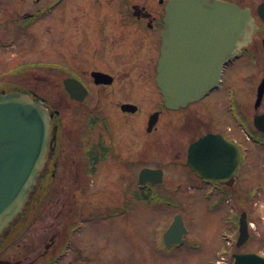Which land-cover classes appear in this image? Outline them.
<instances>
[{
    "label": "flooded vegetation",
    "instance_id": "af4514ba",
    "mask_svg": "<svg viewBox=\"0 0 264 264\" xmlns=\"http://www.w3.org/2000/svg\"><path fill=\"white\" fill-rule=\"evenodd\" d=\"M169 1L0 0V26L5 24L3 22L12 23L19 37L20 30L26 31L48 16H52L56 26L60 21L61 24L72 21L73 55L76 60L84 61L82 69L69 68L56 56L60 61L55 62L54 69L62 72L58 87L61 98L56 107L44 96L41 98L50 115L49 145L37 194L28 207L25 224L42 209L55 211L61 206L54 214L57 228L50 237H42V244L28 246L14 245L23 231L9 232L0 239V262L110 264L106 259L112 241L107 234L110 231L98 232L101 249L95 248V244L82 234L88 223L95 222L116 229L122 239L126 232L125 215L143 204L144 185L139 183L138 176L145 165L137 158L132 159L136 152H127L125 131L135 144L144 135L153 137L152 143H166L170 140L169 131L179 122H185V135L192 128L194 137L184 148L174 147L173 157L166 164L150 168L163 169L165 185L217 191L218 217L224 222L219 232L220 264H264V131L254 125L258 122L264 129V94L256 104L258 86L264 84V75L253 85L248 83L250 78L242 77H251V73L247 75L249 70L259 67L264 73V0H222L248 9L253 20L250 41L225 65L221 85L216 91L178 110L164 107L156 84L163 18ZM7 41L11 44L0 43L1 51H15L21 46L18 55L26 53L21 39V42L12 38ZM143 46L147 48L144 71L109 70L111 63H119L127 52ZM20 61L11 67L5 63L0 68V94L26 92L32 98H39L37 88H32L29 81L16 80L31 67L30 63L22 65V59ZM43 63L47 69V62ZM230 67H236L239 82V88L232 86L231 95L238 96V89L242 96L235 100H230L224 90V86L230 88L226 85L229 77L226 72ZM96 72L107 74L111 79L102 83L99 78L95 79L93 73ZM67 78L82 86L65 89L63 82ZM143 93L153 94L154 98L144 101ZM226 97L230 98L223 100ZM223 103L226 121L211 114ZM190 110H194L193 115ZM145 111L148 112L145 114ZM153 114L156 119L149 126ZM140 127H144L142 134L138 132ZM246 130L248 134L243 132ZM206 135L235 140L241 149L242 160H238L236 172L217 183L209 178L210 182L205 181L187 165L189 146ZM127 154L129 157L125 160ZM210 164L205 161L204 170ZM110 191L120 203L113 205L109 195L103 196ZM70 211L73 219H67ZM77 236L80 238L76 242Z\"/></svg>",
    "mask_w": 264,
    "mask_h": 264
},
{
    "label": "water",
    "instance_id": "95a60500",
    "mask_svg": "<svg viewBox=\"0 0 264 264\" xmlns=\"http://www.w3.org/2000/svg\"><path fill=\"white\" fill-rule=\"evenodd\" d=\"M165 11L157 85L165 107L178 109L217 87L223 65L250 40L253 21L247 9L218 0H172ZM154 121L155 116L150 126ZM48 139L49 117L39 101L26 94L0 96V235L17 220L33 193ZM237 151L222 137L206 136L190 147L189 164L201 173L207 161L209 173H214V166L225 173L236 167ZM183 232L177 215L164 240L180 242Z\"/></svg>",
    "mask_w": 264,
    "mask_h": 264
},
{
    "label": "rangeland",
    "instance_id": "374dc122",
    "mask_svg": "<svg viewBox=\"0 0 264 264\" xmlns=\"http://www.w3.org/2000/svg\"><path fill=\"white\" fill-rule=\"evenodd\" d=\"M54 22H52V16H48L44 22L38 21L28 27L26 31L20 30L21 37H19V31L12 26V23L3 22L5 24L0 26L1 45H5L6 41L11 38L19 42H21V39L26 53L21 56L18 55L21 46L20 48L16 47L15 51L0 50V65H2L0 68H3L5 63H8L6 65L9 67L17 65L21 63L20 59H22V65L30 63L31 67L24 70L20 74L21 77H17L16 80L19 82L29 81L32 88H37L39 96H44L49 103L56 107L61 98L58 87L61 86L62 72L50 67L46 69L45 65H41V63L59 62L60 60L56 58L58 56L65 67L82 69L81 64L84 61L76 60L73 55L75 45L71 41L72 27L70 24H72V21L62 24L60 21L57 26ZM46 31L47 33L44 34ZM145 49L147 50L143 46L142 49H137L138 51L127 52L119 63H111L112 66H108L109 70L144 71L147 65ZM128 50L130 52V48ZM151 56H153V53ZM148 59L150 60V58ZM235 70L236 67H230L226 72V75H229L226 85L230 88L224 86V90L231 98L226 97L223 100L242 98L238 89V96L231 95L232 88L235 86L239 88L238 76ZM246 72H248L247 69ZM263 75V68L259 67L251 73V77H242L244 79L250 78L248 83L253 85L254 83L258 84ZM22 76L25 77L22 78ZM143 95L144 101L147 102H149V99L154 98L153 94L143 93ZM146 112L148 111L144 113L146 114ZM190 112L193 115L194 110H190ZM211 114L223 121L228 120L224 103L216 113L211 111ZM71 117L74 118L72 115ZM206 118L208 119L207 116ZM197 123L200 125V122ZM185 125V122H179L177 126L171 130L169 129L170 131L164 132L166 135L169 131V134H171L170 140L166 141V143L160 141L159 144L152 143L153 137L145 135L143 138H138V142L135 144L126 130L124 133L126 143L124 145L125 147L128 145L127 152L133 151L137 153L132 159L137 158L143 162V165L155 168L160 166L161 163L166 164L171 159L170 157H173L171 155L174 154V147L184 148L194 137L195 130H192V128L189 129V134L185 135V130L187 131ZM138 132L144 133V127L143 129L140 127ZM127 157H129L128 154L125 160H127ZM110 192L103 193V196L109 195L111 197L110 202L113 205L120 203L119 198H116L112 191ZM162 192L169 194V198L175 202V206H159L154 209L145 204H139L125 215L127 221L126 232L122 239L120 238L122 234L117 233L116 229H108L104 224L99 226L95 222L88 223L85 226L82 236L90 239L95 244V248L101 249L100 241L97 239L98 232L104 234L110 231L107 234L112 237V241L109 244L110 251L106 254V259L110 264H211L214 262L222 245L219 232L224 226L223 220L218 217L217 207L213 204L214 200L217 202L218 200H206L201 188L196 189L191 188V186L181 187L178 191H173L170 187H164ZM57 209H61V206L56 207L55 211L51 210V208L48 210L42 209L41 212L34 214L28 223L25 224L22 229V235L14 245L17 243L20 246L42 244V237H50L57 228L58 223L54 217ZM69 209L71 210V207ZM165 212L168 213L167 217L163 216ZM177 212L182 215L185 228L187 229V236L182 247L171 248L165 246L162 239L172 216ZM73 215L70 211L67 219H73ZM128 232L132 237V241L128 239ZM79 238L80 236H77L75 241L77 242Z\"/></svg>",
    "mask_w": 264,
    "mask_h": 264
}]
</instances>
